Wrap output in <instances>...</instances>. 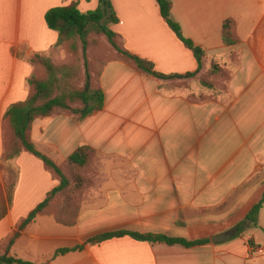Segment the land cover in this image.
Listing matches in <instances>:
<instances>
[{
    "label": "crops",
    "instance_id": "0c3cea01",
    "mask_svg": "<svg viewBox=\"0 0 264 264\" xmlns=\"http://www.w3.org/2000/svg\"><path fill=\"white\" fill-rule=\"evenodd\" d=\"M110 1L119 18L111 29L129 52L167 76L197 71L194 54L169 28L156 0ZM170 1L183 35L210 60L236 59L226 92L193 102L115 61L101 77L102 111L85 120L68 114L35 120L31 134L41 153L62 165L81 146H92L101 167L78 225L64 227L40 215L12 247V257L32 264H264V205L257 227L236 231L264 196V0ZM68 3L0 0V195L8 208L0 221V254L18 223L58 186L42 161L23 153L11 162L19 180L8 202L2 129L8 108L29 97L27 81L35 72L29 60L56 49L58 33L47 27V12ZM98 6L99 0L80 1L83 13ZM228 19L241 40L235 47L223 43ZM115 231L208 244L186 248L124 237L86 245ZM81 245L82 251L55 257Z\"/></svg>",
    "mask_w": 264,
    "mask_h": 264
},
{
    "label": "trees",
    "instance_id": "16d2710c",
    "mask_svg": "<svg viewBox=\"0 0 264 264\" xmlns=\"http://www.w3.org/2000/svg\"><path fill=\"white\" fill-rule=\"evenodd\" d=\"M67 1L69 2L67 5L48 11L45 20L47 27L58 33L56 49H67L71 56H80L82 66L76 65L75 62L60 64L51 55H34L29 60L35 69L27 81L30 88L29 97L25 101L15 103L8 108L3 119L2 129L3 154L1 162L7 177L8 202L10 193L15 191L19 180V172L17 173L18 170H15L16 168L11 165V162L23 153H28L42 161L46 170L58 182V186L47 194L45 200L28 217L18 223L17 230L6 248V254H0V264H32L12 257L10 251L21 237L22 232L34 223L38 216H54L57 223L64 227H75L78 224L81 212L80 196L88 187V182L80 175V172L90 166L97 153L91 146H81L64 164L58 165L35 146L31 134L32 124L35 120L63 114L71 115L77 120H85L102 111L105 106V93L101 87V77L106 66L111 62H123L134 71L161 82L196 79L208 66V72L214 76L222 72L221 62L210 60L205 50L196 46L193 41L183 35L181 26L172 18L173 4L170 0L156 1L169 28L183 45L194 54L198 63V69L195 73L167 76L158 73L152 62L129 52L122 43L120 36L111 29L119 23V18L114 12L110 0H99L98 8L87 13L80 10L81 0ZM85 1L90 2L91 0ZM222 38L227 47H235L240 44L241 40L237 34L234 20L228 19L224 22ZM103 39L111 47L115 58L109 62H105L104 59L97 61L103 63L101 72L97 74V85L94 86L89 52L91 48L99 47L100 40ZM200 83L209 90L215 89L212 82L201 78ZM163 84L161 89L169 91V87ZM0 199L3 201L0 203L1 221L7 215L8 208L5 206L6 199L3 194L0 195ZM263 205L264 196L262 201L250 211L245 221L237 227L238 234H242L248 226L257 227ZM124 237L149 244L181 245L186 248L208 244V241L205 240L189 241L163 234L115 231L95 236L89 239L86 245L98 246L109 240ZM84 247L85 245H81L73 249H60L55 257L82 251Z\"/></svg>",
    "mask_w": 264,
    "mask_h": 264
},
{
    "label": "rangeland",
    "instance_id": "374dc122",
    "mask_svg": "<svg viewBox=\"0 0 264 264\" xmlns=\"http://www.w3.org/2000/svg\"><path fill=\"white\" fill-rule=\"evenodd\" d=\"M49 55H51L52 58L60 64L75 62L76 65L82 66V62L79 59L80 56L79 57L71 56V54L68 52L67 49L59 48L51 52V54ZM114 58H115L114 53L111 47L107 44V42L104 39L100 40L99 47L90 49L89 60L93 73L94 86L97 85L96 83L97 74L101 72L100 69L102 68L101 65L103 63V62L98 63L97 61L98 60L103 61L102 59H104L105 62H109L114 60ZM231 62L232 63H230L229 61L226 63H221L220 65L223 66V68H221L222 72L215 76L210 74V72H208L209 69L208 66V68L204 69L196 79L171 80L167 82H162L164 83L163 85L169 87V91H164V92L169 93V95H173V96L187 95L193 102H203L208 99H212V100L218 99L221 95H223L226 92L227 84L231 78V74L233 70L231 66L234 65V63H236V59L234 58ZM201 78L205 81L212 82L215 85V89L209 90L203 87L200 83ZM98 156H99L98 153H96L90 166L86 170L80 172V175H82L86 180V182H88V187L82 192L80 196L81 210L84 202V197L87 191L91 189L93 183L98 177L94 172L97 168L101 167V161ZM15 170L17 171V169ZM78 223H79V219H78Z\"/></svg>",
    "mask_w": 264,
    "mask_h": 264
},
{
    "label": "water",
    "instance_id": "95a60500",
    "mask_svg": "<svg viewBox=\"0 0 264 264\" xmlns=\"http://www.w3.org/2000/svg\"><path fill=\"white\" fill-rule=\"evenodd\" d=\"M230 236H232V234H230V235H220V236L216 237L215 239H213V242L223 241V240L229 238Z\"/></svg>",
    "mask_w": 264,
    "mask_h": 264
}]
</instances>
